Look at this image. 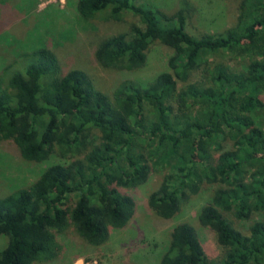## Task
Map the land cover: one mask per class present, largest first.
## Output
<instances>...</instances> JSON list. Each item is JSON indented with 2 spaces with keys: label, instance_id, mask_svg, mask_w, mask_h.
Here are the masks:
<instances>
[{
  "label": "trees",
  "instance_id": "1",
  "mask_svg": "<svg viewBox=\"0 0 264 264\" xmlns=\"http://www.w3.org/2000/svg\"><path fill=\"white\" fill-rule=\"evenodd\" d=\"M17 1L25 9L33 2L0 0V43L20 50L7 63L0 56V141L10 140L26 161L51 154L67 161L0 196V264L56 260V235L68 228L90 246L102 244L133 214L123 188L157 169L149 209L169 219L211 185L197 221L222 248L211 258L194 227L179 222L158 264H264V0H239L234 23L218 31L193 28L183 1L165 12L141 0H76L85 21H118L124 12L138 20L99 38L93 57L101 67L133 71L150 44L170 49L164 70L149 80L124 78L110 93L82 68L61 71L42 37L5 32L13 17H3V7ZM230 55L241 66L229 64ZM254 212L262 217L248 223ZM228 213L248 224L235 225Z\"/></svg>",
  "mask_w": 264,
  "mask_h": 264
},
{
  "label": "rangeland",
  "instance_id": "2",
  "mask_svg": "<svg viewBox=\"0 0 264 264\" xmlns=\"http://www.w3.org/2000/svg\"><path fill=\"white\" fill-rule=\"evenodd\" d=\"M141 1L165 12L175 10L183 1L192 8V27L204 31H218L231 26L235 21L239 2V0ZM18 4L19 1L12 4L13 8L3 7V17H9L8 21L13 17L12 22L3 30L5 32L15 30L22 38L29 37L33 40H36L37 35L42 37L43 43H48L52 48L61 71L71 67L82 68L103 92L110 93L124 78L149 80L165 69L170 49L157 43L149 45L143 66L133 71L103 68L95 61L93 49L99 38L122 31L132 23H138L137 18L128 12H124L118 21L99 19L85 21L77 13L76 0H33L29 9ZM4 38L7 39V36ZM17 50L16 47L13 49L7 44L0 43V56L5 60L4 63L12 60L13 53ZM230 57L232 59L229 64L241 66L243 63L242 58L238 56ZM258 116L254 114V119ZM227 146L226 143L225 147ZM86 148L84 145L82 149ZM66 161L65 157L57 154H51L40 162L26 161L18 155L10 140L0 141V196L30 182L46 165ZM161 174L160 169L152 170L144 183L132 188H123L134 200L133 214L123 227L110 229L107 239L102 244L90 246L68 228L56 235V241L60 246L59 257L46 264H158L169 231L179 222H187L194 227L204 251L211 258L220 257L222 248L217 244L213 232L200 226L197 221L198 210L207 200L211 185L203 184L196 193L189 195L180 204L178 211L171 218L161 219L149 209L146 202L148 193L156 187ZM227 217L237 226H246L249 222L262 217V214L254 212L248 223L230 213ZM4 242L5 238L0 236V247Z\"/></svg>",
  "mask_w": 264,
  "mask_h": 264
}]
</instances>
